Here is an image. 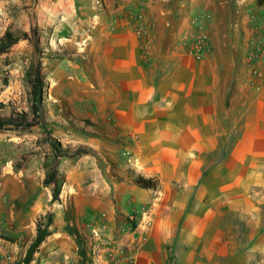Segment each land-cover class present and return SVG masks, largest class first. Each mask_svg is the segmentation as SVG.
Segmentation results:
<instances>
[{
	"label": "crops",
	"instance_id": "1",
	"mask_svg": "<svg viewBox=\"0 0 264 264\" xmlns=\"http://www.w3.org/2000/svg\"><path fill=\"white\" fill-rule=\"evenodd\" d=\"M99 1L110 25L96 31L88 71L49 86L78 91L71 108L94 154L72 223L85 237L101 221L115 232L132 225L135 264H264V63L256 77L216 24L212 48L192 54L184 0ZM140 1L153 22L143 38L125 13ZM131 172L156 187H136ZM63 226H49L40 264H70Z\"/></svg>",
	"mask_w": 264,
	"mask_h": 264
},
{
	"label": "rangeland",
	"instance_id": "2",
	"mask_svg": "<svg viewBox=\"0 0 264 264\" xmlns=\"http://www.w3.org/2000/svg\"><path fill=\"white\" fill-rule=\"evenodd\" d=\"M140 2L127 10L144 9L142 19L147 31L140 37L143 38L149 36L153 22L146 14L145 5ZM183 2L194 15L191 17V31L184 34L181 40L194 42L196 36L203 32L207 35L210 50L213 46L212 32L216 30L222 42L232 47L238 58L262 71L264 0ZM104 9L99 0H0V41L6 32L17 40L0 54V116L12 111L32 115L29 81L34 65L39 63L40 76L46 85L43 86L41 102L35 100V103L40 107V115L47 128L52 129L49 130L52 136L63 147L72 149L89 140L87 135L73 130L74 125L79 130L83 129L77 122L80 116L71 108L73 93L78 91L72 87H62V80L59 86H49L53 78H58L62 73L68 75L88 71L90 48L98 34L96 31L98 27L105 29L106 25H110L111 15ZM214 24L217 25L216 29ZM48 53H52L54 58L46 57ZM46 139L41 126L28 130H0V264H16L23 259L34 239L39 217L44 224L51 216L53 230H62L63 212L75 202L80 205L88 202L87 186L91 177L86 171L93 166L94 154L81 159L78 158L82 155L58 161V171L65 182L59 194L60 200L53 202L50 186L43 183L44 157L49 155ZM99 160L97 156L95 162ZM83 168L86 173L79 174ZM72 182L73 188L70 187ZM72 239H65L62 248L69 255L70 264H76V245ZM40 250L38 247L33 253L30 264L46 261L37 253Z\"/></svg>",
	"mask_w": 264,
	"mask_h": 264
},
{
	"label": "trees",
	"instance_id": "3",
	"mask_svg": "<svg viewBox=\"0 0 264 264\" xmlns=\"http://www.w3.org/2000/svg\"><path fill=\"white\" fill-rule=\"evenodd\" d=\"M17 40L12 37L9 32H6L5 37L0 41V54L6 52ZM36 48V46H35ZM37 50V49H36ZM46 57L54 58L52 53H48ZM56 58V57H55ZM30 79V94H31V116H28L24 111L16 112L12 111L8 115L0 116V130L2 129H13V130H28L34 126H41L45 132L47 139L46 142L49 147V155L44 157L43 166L45 169V178L43 183L45 186H50L51 200L59 201V194L61 187L64 182L63 175L59 174L58 161L61 158H76L81 155L92 153V149L84 144H78L74 149L69 146L63 147L62 144L52 136L51 128H47V124L40 115V107L37 102H41L43 96V86L46 84L42 81L40 76V64L37 63L33 67V72ZM71 120V117H69ZM75 126V125H74ZM73 126V130L78 134H84L90 136V133L84 129H77ZM52 158L51 160L49 158ZM132 183L140 189H154L156 187V181L152 178L144 177L137 173H132ZM64 226L63 230L70 235L76 245V253L78 259L76 264H89L90 257L88 255V249L86 245V237L82 235L77 227L72 223V206L63 212ZM132 221V220H130ZM51 225V216H48L45 223H42V218L36 221L35 236L30 246L26 250V253L21 261L16 264H30L33 258V253L37 250L39 245L46 239L50 234L49 226Z\"/></svg>",
	"mask_w": 264,
	"mask_h": 264
},
{
	"label": "built area",
	"instance_id": "4",
	"mask_svg": "<svg viewBox=\"0 0 264 264\" xmlns=\"http://www.w3.org/2000/svg\"><path fill=\"white\" fill-rule=\"evenodd\" d=\"M144 9L138 7L137 10H127L126 14L131 22L134 33L141 37L147 31L146 24L142 19ZM189 51L196 57L209 51L207 45V35L200 32L194 42H190ZM248 65V64H247ZM251 73L256 77H261L263 72L255 69L253 65H248ZM137 239L132 230V225L123 227L119 232L108 229L107 225L101 221L94 225L90 234L86 236V245L90 255L101 254L104 264H135V249Z\"/></svg>",
	"mask_w": 264,
	"mask_h": 264
}]
</instances>
